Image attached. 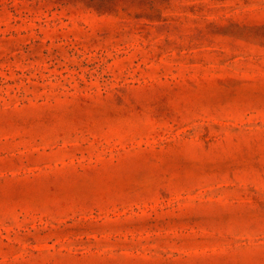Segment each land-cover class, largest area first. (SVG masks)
<instances>
[{
    "label": "rangeland",
    "instance_id": "1",
    "mask_svg": "<svg viewBox=\"0 0 264 264\" xmlns=\"http://www.w3.org/2000/svg\"><path fill=\"white\" fill-rule=\"evenodd\" d=\"M0 264H264V0H0Z\"/></svg>",
    "mask_w": 264,
    "mask_h": 264
}]
</instances>
